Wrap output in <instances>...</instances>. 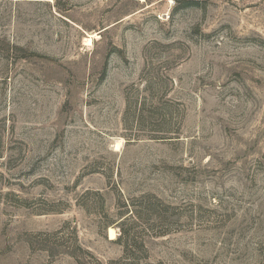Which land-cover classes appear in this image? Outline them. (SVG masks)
Listing matches in <instances>:
<instances>
[{"label":"rangeland","instance_id":"1","mask_svg":"<svg viewBox=\"0 0 264 264\" xmlns=\"http://www.w3.org/2000/svg\"><path fill=\"white\" fill-rule=\"evenodd\" d=\"M121 212L264 264V0H0V264H108Z\"/></svg>","mask_w":264,"mask_h":264},{"label":"trees","instance_id":"2","mask_svg":"<svg viewBox=\"0 0 264 264\" xmlns=\"http://www.w3.org/2000/svg\"><path fill=\"white\" fill-rule=\"evenodd\" d=\"M130 216L139 217L138 212L136 208L131 210ZM120 214V213H119ZM122 220L118 222L119 227V236L116 239V241L122 245L123 248V255L117 259V260H111L108 264H160V263H154V262H140L141 258L146 259L148 255L147 247L145 245L144 240H140L135 234L130 231V229L125 228V220L127 219V216H122ZM158 217L155 216V218L152 220L154 222L158 221ZM141 257V258H140Z\"/></svg>","mask_w":264,"mask_h":264},{"label":"bare ground","instance_id":"3","mask_svg":"<svg viewBox=\"0 0 264 264\" xmlns=\"http://www.w3.org/2000/svg\"><path fill=\"white\" fill-rule=\"evenodd\" d=\"M86 41H87L88 44H90L91 41H92V39L87 38ZM115 143H116V142H115ZM119 143H120V142H119ZM119 143L116 144V148H117V149L120 147L122 141H121L120 144H119ZM116 148H115V149H116ZM109 233H110V238H113V237H114V231H113V229L110 228V232H109Z\"/></svg>","mask_w":264,"mask_h":264}]
</instances>
